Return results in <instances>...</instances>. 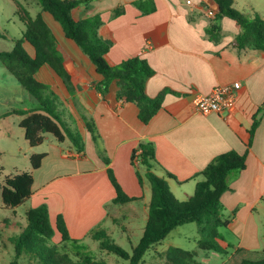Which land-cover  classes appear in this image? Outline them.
Returning a JSON list of instances; mask_svg holds the SVG:
<instances>
[{
  "label": "crops",
  "instance_id": "0c3cea01",
  "mask_svg": "<svg viewBox=\"0 0 264 264\" xmlns=\"http://www.w3.org/2000/svg\"><path fill=\"white\" fill-rule=\"evenodd\" d=\"M202 2L92 0L73 10L75 20L101 17L103 24L99 33L111 45L106 56L111 65L141 56L155 70L147 83V94L156 97L164 89L171 91L148 124L139 119L136 104L117 98L116 81L104 96L96 91L95 83L101 77L95 66L65 38L60 26L44 14L61 46L75 60L82 81L72 97L50 66L41 67L35 77L50 88L53 107L68 127L82 136L85 151L78 152L69 140L58 143L50 134L45 135L43 143L36 148L25 140L29 146L25 149L29 160L25 172L33 173V195L23 203L27 204L24 212H19L18 207L6 208L1 200L0 176V236L3 228L22 222L21 213L26 215L29 209L47 204L52 226L56 227L57 217L62 215L73 239L83 241L97 230L111 237L112 228H106L107 221L116 224L118 218L112 210H121L124 205H111L116 192L108 177V166L86 128L84 117H87L96 125L117 181L128 196L139 198L128 203L130 215L134 219L143 217L145 224L152 188L145 178L143 185L139 182L137 170L144 175L145 168L132 163L133 152L140 143L154 145L160 165L155 172L166 179L180 201L193 195L202 180L197 174L216 156L231 150L240 154L248 151L245 170L231 173V189L221 199L224 215L226 213L230 221L224 227L229 235L221 232L225 239L222 243L264 251L261 226L264 223V50L237 48L234 40L240 29L227 17L221 21L220 40H209L206 28L212 17L208 12L215 14L216 9L214 5L203 7ZM234 7L250 19L256 15L264 19V0H235ZM117 11L120 13L115 14ZM1 71L4 75L8 72L6 68ZM237 82L241 88L236 92L233 110L209 115L197 111L193 103L196 95H207L217 86ZM20 109L29 111L31 108ZM255 117L259 125L248 150ZM33 154L46 155L35 171L30 163ZM166 171L175 178L166 177ZM139 205L143 207L144 216L139 212ZM2 234L6 237L7 232ZM5 252L0 241V261Z\"/></svg>",
  "mask_w": 264,
  "mask_h": 264
},
{
  "label": "trees",
  "instance_id": "16d2710c",
  "mask_svg": "<svg viewBox=\"0 0 264 264\" xmlns=\"http://www.w3.org/2000/svg\"><path fill=\"white\" fill-rule=\"evenodd\" d=\"M91 1L39 0L42 10L35 17H32L26 9L20 8L18 14L25 25L22 38L13 39L14 47L11 51L0 52V60L4 67L28 94L24 106H30L31 109L29 111L18 109L12 112L24 116L20 127L25 132V140L32 148L41 145L45 135L50 134L58 143L69 140L78 152L85 151L82 136L69 128L58 110L53 107L51 101L53 94L49 93L50 88L35 77L41 67L50 66L63 80L72 97L77 94L78 84L82 81L75 60L61 46L44 14L49 15L60 26L65 38L71 40L95 66L97 74L101 77L95 83L96 91L104 96L108 93L111 84L116 81L119 85L117 98L125 103L136 104L139 108V119L144 124H148L157 115L163 107L165 96L171 92L164 89L156 97L147 94V83L155 75V70L141 56L125 59L117 65L108 62L106 56L111 45L99 33L103 24L101 17L95 15L82 20H75L73 17L75 8L80 4H89ZM234 2L235 0H203V7L214 5L216 9L214 17L206 28L207 38L213 42L220 40L221 21L227 17L234 20L240 29L234 40L237 48L264 50V19L259 15L253 19L246 17L234 7ZM119 13L120 11H117L115 14ZM0 37H3L1 33ZM26 44L33 48L34 55L26 50ZM84 121L101 159L108 166V177L116 192L111 205H125L139 200L125 193L109 167L110 160L101 146L100 134L94 121L87 117H84ZM258 125L259 121L255 117L250 130L248 150ZM137 152L140 153V164L145 168L144 175L137 170L139 182L143 185L145 178L152 188L143 234L130 255L107 233L97 230L91 233V237L99 242L101 250L113 253L129 264H141L145 254L151 248L160 245L175 228L197 223L201 234L198 243L200 249L231 252L226 264H264V251H251L233 244H227L224 248L221 242L225 239L219 231L230 223L228 219H224L225 207L221 200L222 196L231 189L229 176L233 172L245 170L248 151L240 154L231 150L216 156L203 171L197 174L202 180L197 183L193 195L184 201L178 200L166 179L156 174L155 168L160 165L154 145L150 142L139 144L132 155L134 166ZM45 156V154H33L30 157L32 171L41 167ZM2 172L3 168L0 167V176ZM166 177L175 178L167 171ZM33 185L32 172H17L15 175L5 176L1 191L3 205L8 209L21 206L33 195ZM26 221V226L19 234L9 237L15 253L10 264H21L24 255L30 260L38 261L39 264H106L103 260L95 261L90 256H85L80 263H76L68 254H61L55 244H51L56 233L60 235L64 244L72 243L78 246L81 240L71 237L62 215H58L56 227L52 226L47 204L29 209L26 212ZM2 233L0 238L4 244ZM164 256L165 264H201L196 260L197 252L178 247L169 248Z\"/></svg>",
  "mask_w": 264,
  "mask_h": 264
},
{
  "label": "rangeland",
  "instance_id": "374dc122",
  "mask_svg": "<svg viewBox=\"0 0 264 264\" xmlns=\"http://www.w3.org/2000/svg\"><path fill=\"white\" fill-rule=\"evenodd\" d=\"M20 8L26 9L32 17H35L42 10L39 0H0V33L6 35L5 38H0V52L11 51L14 47L13 39L22 38L25 25L18 14ZM25 47L30 54H33L34 50L29 44H26ZM2 69L5 70L0 60V167L3 168V181L5 176L13 175L18 170L25 172V168H28L29 160L25 154V149H28L29 146L25 142L24 130L20 127L23 117L12 112V110L24 107V100L28 94L11 73L6 72L4 75L3 71H1ZM22 146L24 149H22ZM26 205L19 206L18 211L24 212ZM129 207V204H125L121 210H112L114 216L118 218L117 223L114 224L107 221L106 228H109V226L112 228L111 239L132 255L133 248L138 244L143 234L145 219L143 217L134 219L130 215ZM142 208V205H139V212L144 216ZM225 216H227L226 213L224 219H227ZM19 217L22 222H19L17 226L3 228L5 233L7 232V238L3 235L4 244L1 238L0 241L6 252L3 253L0 264H10L14 258V247L10 241L7 240L6 242V239L13 237L16 233L19 234L26 226V215L21 213ZM261 226H263L264 232V223ZM219 231L224 236L229 235V232H226L224 227L220 228ZM200 240L201 234L197 223L179 226L160 245L156 248H151L145 254L141 264H165L164 255L171 247L197 252L196 260L201 264H226L229 253L202 250L198 246ZM51 244H55L61 254H68L76 263H80L85 256H90L95 261L103 260L106 264H129L128 261L113 253L101 250L99 242L95 241L91 236L88 239L81 240L79 245H82V247L72 243H62L58 234L54 237ZM221 245L224 248L227 246V244L222 242ZM21 264L39 263L36 260H30L24 255L21 259Z\"/></svg>",
  "mask_w": 264,
  "mask_h": 264
},
{
  "label": "built area",
  "instance_id": "2783aa9c",
  "mask_svg": "<svg viewBox=\"0 0 264 264\" xmlns=\"http://www.w3.org/2000/svg\"><path fill=\"white\" fill-rule=\"evenodd\" d=\"M210 17H214V12H208ZM241 88L239 82L233 85H220L215 87L209 94H199L194 97L193 103L199 113L209 115L212 113H222L231 111L236 106V92ZM141 163L140 153L137 152L134 159L135 166Z\"/></svg>",
  "mask_w": 264,
  "mask_h": 264
}]
</instances>
